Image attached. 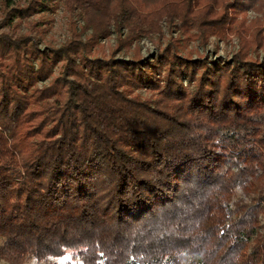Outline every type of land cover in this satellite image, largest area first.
<instances>
[{
    "label": "trees",
    "instance_id": "16d2710c",
    "mask_svg": "<svg viewBox=\"0 0 264 264\" xmlns=\"http://www.w3.org/2000/svg\"><path fill=\"white\" fill-rule=\"evenodd\" d=\"M250 2L226 3L209 21L212 34L232 30L228 4ZM258 6L250 8L264 14ZM29 10L37 9H9L8 25ZM248 44L228 66L169 45L149 57L100 60L77 37L39 50L26 36L0 34V250L25 252L34 241L35 253L38 245L61 254L66 242L79 264H116L117 239L128 244V264H264L258 244L247 257L242 251L253 217L231 208L237 188L264 182V57L248 56L264 41ZM128 87L185 106L152 109ZM111 223L128 228L111 239Z\"/></svg>",
    "mask_w": 264,
    "mask_h": 264
},
{
    "label": "rangeland",
    "instance_id": "374dc122",
    "mask_svg": "<svg viewBox=\"0 0 264 264\" xmlns=\"http://www.w3.org/2000/svg\"><path fill=\"white\" fill-rule=\"evenodd\" d=\"M232 1L234 2V0H94L90 7H85L67 0H10L8 8L3 7V2L0 1V34L10 38L26 36L39 50L46 46L58 47L77 37L84 43L87 57L100 60L149 57L157 49L161 50L169 45L181 56H190L192 59L200 56L206 61L220 59L229 66L241 47L249 45L248 40H255V44L260 46H263L261 44L264 41V14L260 10L250 8L253 0L248 7L238 8L235 4H228L225 10L229 22L235 20L232 30L225 31L223 35L212 34V30L217 25L214 21H209L222 12L226 3ZM257 1L260 9V4H264V0ZM37 2H43L44 5L40 6ZM26 6L35 7L37 10H29L28 16L12 19L11 24L8 25V21L12 18L7 15L9 9ZM233 6L237 8L233 10L231 8ZM7 17L9 20H5ZM248 52L250 58L261 60L264 57V50L259 46H250ZM56 72L57 68L54 69L53 76ZM43 84L45 83L41 82L37 86ZM185 84L184 81L182 85L186 88ZM125 92L129 97L134 98L132 100L143 102L152 109L163 104L166 107L175 106L179 109L185 106L183 100L175 102L173 98L163 99L153 90L128 87ZM174 115L176 118L179 115L186 118L177 110L174 111ZM197 125L199 124L196 122L194 125L196 128L204 127ZM259 126L264 135V120ZM257 139L264 142L262 135L258 134ZM249 187L248 184L243 191L237 188L231 199L233 212L236 215L244 213L253 217V222L257 226L251 241L245 243L243 247L244 257H247L257 244L264 250V214L260 210L264 207L261 200L264 194V182L262 183L261 177H258L253 179L251 188ZM184 203H179L178 208L181 205L183 207ZM163 219L160 215L159 220ZM105 225L106 223L104 225L101 223L100 227ZM202 226L200 225L197 231ZM93 227L90 226L86 231L92 232L93 229L99 228ZM50 228L47 229L52 235L54 232ZM73 228L75 229V225L70 227L72 230ZM127 228L120 223L117 225L111 223L106 230L112 239L117 234L115 232L118 231L120 234ZM76 229L81 231L82 227L78 226ZM193 233L185 230L187 236ZM134 234L131 232L126 235L133 240ZM3 240L0 236V248ZM112 242L116 252L113 254L115 257H110L119 260L116 264H128V244H125L124 249L121 240L116 239ZM34 243L33 241L30 244L31 248L29 246L21 253L0 250V264H79L80 257L75 258L73 254V249L76 248H67L69 245L66 242L61 254H58L56 249H52L53 247L49 248L50 251H43L38 245L36 247L39 248V252L35 253L32 248ZM190 244L192 245L193 242ZM179 249L186 250L182 247ZM256 251L258 250H254L253 255Z\"/></svg>",
    "mask_w": 264,
    "mask_h": 264
}]
</instances>
